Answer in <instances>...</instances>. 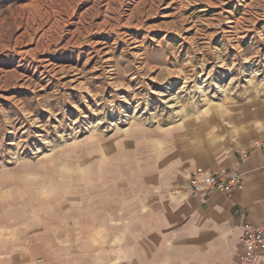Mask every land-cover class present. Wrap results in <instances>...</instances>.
I'll return each instance as SVG.
<instances>
[{
    "label": "rangeland",
    "instance_id": "1",
    "mask_svg": "<svg viewBox=\"0 0 264 264\" xmlns=\"http://www.w3.org/2000/svg\"><path fill=\"white\" fill-rule=\"evenodd\" d=\"M263 35L264 0H0V264H175L134 180L159 128L264 95Z\"/></svg>",
    "mask_w": 264,
    "mask_h": 264
},
{
    "label": "crops",
    "instance_id": "2",
    "mask_svg": "<svg viewBox=\"0 0 264 264\" xmlns=\"http://www.w3.org/2000/svg\"><path fill=\"white\" fill-rule=\"evenodd\" d=\"M223 30L236 40L231 18ZM159 130L146 152V173L131 189L139 200L130 210H142L146 245L170 263L239 264L243 224L264 225V149L253 144L264 138V95L210 112L204 121ZM199 168L235 171L242 185L231 192L192 191L189 176Z\"/></svg>",
    "mask_w": 264,
    "mask_h": 264
},
{
    "label": "built area",
    "instance_id": "3",
    "mask_svg": "<svg viewBox=\"0 0 264 264\" xmlns=\"http://www.w3.org/2000/svg\"><path fill=\"white\" fill-rule=\"evenodd\" d=\"M253 144L264 149V138L255 140ZM241 185L240 175L230 170L211 172L199 168L189 176V187L192 191L220 189L231 192L239 189ZM240 245L242 251L239 255V264H255L256 262L264 264V249L259 250V247L264 246V225L245 222L240 236Z\"/></svg>",
    "mask_w": 264,
    "mask_h": 264
},
{
    "label": "bare ground",
    "instance_id": "4",
    "mask_svg": "<svg viewBox=\"0 0 264 264\" xmlns=\"http://www.w3.org/2000/svg\"><path fill=\"white\" fill-rule=\"evenodd\" d=\"M229 24H230V23H229ZM101 47H102V46H101ZM101 47H100V48H101ZM262 52H263V51H262ZM42 64H43V63H42ZM166 87H167V86H166ZM163 90H164V89H163ZM152 92H153L154 94H157V95H161V94L163 95V94H167V93H168V92H166V91H165V92H164V91L161 92V91H158V90H155V89H154ZM170 99L172 100L173 98H169L168 100H170Z\"/></svg>",
    "mask_w": 264,
    "mask_h": 264
}]
</instances>
